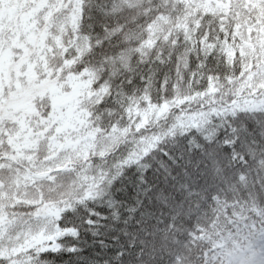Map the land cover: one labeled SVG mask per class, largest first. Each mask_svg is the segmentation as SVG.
<instances>
[{
	"label": "snow or ice",
	"instance_id": "6c2138e0",
	"mask_svg": "<svg viewBox=\"0 0 264 264\" xmlns=\"http://www.w3.org/2000/svg\"><path fill=\"white\" fill-rule=\"evenodd\" d=\"M0 264H264V0H0Z\"/></svg>",
	"mask_w": 264,
	"mask_h": 264
}]
</instances>
